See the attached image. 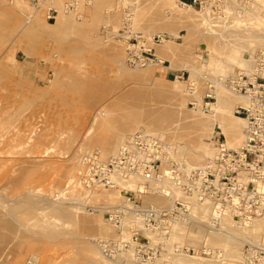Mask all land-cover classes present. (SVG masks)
<instances>
[{
  "label": "rangeland",
  "instance_id": "374dc122",
  "mask_svg": "<svg viewBox=\"0 0 264 264\" xmlns=\"http://www.w3.org/2000/svg\"><path fill=\"white\" fill-rule=\"evenodd\" d=\"M68 2L72 6L66 5ZM162 2L55 0L56 20H48L46 7L35 10L29 0H0V185H4L0 189V202L4 204L0 213L14 210L10 214L15 219L18 216L24 231L35 232L49 221L52 227L65 232L52 240L25 238L17 247L5 237L0 245L12 250L11 256L17 250H24L21 264H27L31 257H36L34 264H142L132 252L128 256L124 252L108 258L101 248V241L119 234L109 211L124 205L131 191H139L127 185L115 188L116 193L107 188L89 189L79 179L83 159L92 152L102 154L103 160L109 159L112 153L103 152L98 138L116 134L118 122L130 125L128 134L143 130L142 126L151 122L160 124L165 140L174 148L184 143L190 122L212 118L211 111L201 107L202 98L210 90L208 82L219 90L215 91L216 95L223 94L222 86L214 83L216 80L221 83L229 74L228 35L241 32L262 12L257 8L258 0L212 1L213 12L185 7V11L202 15V24H196L190 31L180 28V32L169 33L176 26L159 28L172 17L171 10ZM132 7L136 11L130 20L125 15ZM158 34H165L167 38L162 42L148 39ZM129 43L142 49L152 48V53H157L155 61L146 65L130 62ZM166 44L172 52L160 64L158 53ZM249 54L245 52L244 56L249 58ZM189 67L195 68L198 74L191 75ZM193 83L194 92L189 88ZM196 100L198 105L193 104ZM219 103L228 108V103L222 100ZM222 116L227 118L228 114ZM217 128L220 127L210 123L202 125L200 130L212 140ZM214 144L210 143L212 147ZM190 160L197 165L208 159L202 158L200 163ZM18 178L28 180L16 184ZM36 181V187L41 189L38 195L30 194L37 200L34 211L29 213L26 206L15 208L16 202L26 197L28 189L36 188ZM159 185L154 194L140 195V202L170 205L172 197L163 195ZM57 209L68 210L71 217L56 218ZM131 216L126 219L132 220ZM199 226L174 225L165 243L168 255L152 264H188L192 260L190 256L173 252L177 244L198 251L190 255L211 258L213 254L208 248L212 244L191 243L188 238ZM84 227L89 230L85 231ZM2 231L5 235L8 233L0 222ZM78 231L96 252L73 243L71 238ZM244 246L239 250L243 252ZM217 247L216 250L221 248ZM240 261L229 258L228 264H240ZM221 263L212 259L205 264ZM5 264L15 263L8 260Z\"/></svg>",
  "mask_w": 264,
  "mask_h": 264
},
{
  "label": "built area",
  "instance_id": "2783aa9c",
  "mask_svg": "<svg viewBox=\"0 0 264 264\" xmlns=\"http://www.w3.org/2000/svg\"><path fill=\"white\" fill-rule=\"evenodd\" d=\"M212 1L217 0H190V3L179 0L185 5L213 12ZM54 2L29 0L35 10L46 7L48 20H56L58 14ZM66 5L72 6L69 2ZM166 38L165 34L153 36L157 42ZM128 54L129 61L135 64L146 65L156 59L152 48L142 49L131 43ZM223 82L247 99L235 109V114L245 119V140L241 147H229L224 133L217 128L216 136H213L216 155L202 165H190L171 156L174 151L172 143L139 130L107 160H103L98 152L84 157L79 179L89 189H110L137 182L147 190L153 184L164 183L168 191L179 193L171 195L173 201L170 205L156 206L140 202L139 196H144L145 192L131 191L124 203L130 208L122 204L108 213L119 234L116 238L101 241L104 256L115 258L124 252H132L142 264H152L168 255L165 243L173 226L194 210L191 195L210 207V221L214 225L220 224L224 216H231L238 224L264 217V48L254 54L250 67L225 77ZM208 87L210 90L201 103L204 111H211L215 98V86L208 82ZM189 88L194 92L195 84ZM193 104L197 105V102ZM128 216L132 220H127ZM173 252L175 255L198 253L182 244H177ZM243 264H264V242L245 244Z\"/></svg>",
  "mask_w": 264,
  "mask_h": 264
},
{
  "label": "bare ground",
  "instance_id": "6f19581e",
  "mask_svg": "<svg viewBox=\"0 0 264 264\" xmlns=\"http://www.w3.org/2000/svg\"><path fill=\"white\" fill-rule=\"evenodd\" d=\"M162 1H163L162 2L163 5L166 6L167 9L171 10L172 17L170 20L165 22V25L160 26L159 27L160 29L161 28L165 29V28H170L172 26H176V29H174L173 32H169V33H175V32H180V30H179L180 28H185L186 30L190 31L192 28H194V26H196V24H198V23L202 24V22L200 20L202 15H198V14H195L193 12L185 11V7L192 8V6L185 5L181 2H179V0H162ZM258 1H260V4L257 8L261 9L262 12L260 14L257 13L254 16V18H252V22L247 24L241 32H238V33L230 32L231 34L228 33L229 34L228 35V73H229L228 77L239 72L241 69L250 67L252 60H253V56L258 51L257 49L264 48V0H258ZM135 11H136V8L132 7V9H130L129 12L126 13V15H125V16H127L126 18L130 19V20L133 19L134 15H135ZM78 29H79V26H78L77 30ZM162 32H163V30H162ZM148 39L150 41H153L152 38L148 37ZM166 47H163L162 49L159 50L160 52L158 54L161 57V58L159 57L160 58V61H159L160 64L163 63V61H164L163 57L166 55H169L172 52V50L168 44H166ZM245 52H249L251 54V57L246 58L244 56ZM155 55H157V53H155ZM243 65H245V67ZM188 66L189 65H187V67ZM189 70L191 71V75L198 74L197 70L193 67L192 68L189 67ZM130 75L131 74H129V76ZM222 79L224 80V78H222ZM222 82L220 83L216 80L214 83L215 85H216V83H218L217 84L218 87H220L219 84L222 86L223 94L216 95L217 92H215V91H217L218 89L213 90L214 96L216 98V102L212 103V107L214 106L213 109H211V117L212 118L209 120L202 118L204 121L194 120L193 122H190L187 126V132L184 135L186 137L185 142L179 143L177 146H175L174 151L171 153L172 157H176L177 159L185 161V162L189 163L190 165H194V164H192L190 159H193V161L200 163L202 158L210 159L216 155V153H217L216 147H212L210 145V143L214 142V140L213 139L211 140L208 136H206V133H203L204 131L202 132L200 130L201 126L204 124L214 123L215 125H218L223 130L224 135L227 137V144L229 147L239 148L243 145L244 140H245V134H244L245 119L242 116L235 114V109L238 105L245 104L247 102V99L245 96H243L240 93L233 91L230 87H228L227 84L222 83ZM220 100L228 103V108L220 106V103H219ZM196 101H197V105H198L199 101L198 100H196ZM225 114H228L227 118H224V116H222ZM208 121H209V123H207ZM116 126H117L116 127L117 128L116 134H112V135L108 134L110 136H106L104 138L103 137L98 138V142L102 146L103 152L106 151V152L112 153V155L110 157L116 155L118 153L119 149L121 148V146L123 145L122 143H124L123 142V141H125L124 139H127L128 137H130L132 135V133L128 134V131H130L129 130L130 125L128 123L118 122V124ZM161 127L162 126L160 124L158 125V124L151 122L147 126H142L141 129L164 138L165 134H164V132H162ZM151 131H154V132H151ZM0 135H2V134H0ZM5 137L6 136H4L3 138H5ZM172 138H174V137H172ZM11 141H12V139H11ZM0 142H2V141H0ZM214 150H216V152H213ZM24 153H26V151ZM212 153H213V155H212ZM101 156H102V154H101ZM178 156L184 157V159H186V160H183L182 158H179ZM197 165H202V164H197ZM35 174H36V172H35ZM32 175H34V174H32ZM6 179H8V178H6ZM23 180H25L27 182L28 179L23 178ZM23 180L18 178L16 181L15 180L14 181L16 184H20L21 182H25ZM136 184H137L136 182L129 183V184H127V186L128 187H131V186L136 187L137 191L145 192L144 196L154 194L153 192H154L156 186H158V184H153L149 188H147V190H145V187H143L142 185H139V183H138V185H136ZM159 184H160L159 185L160 192L163 193V195L165 194L166 197H170L173 194H175V195L179 194L178 191H176V190H174L173 192L168 191L166 184L165 185H164V183H159ZM36 185H37V181H36V184L34 186L36 187ZM0 186H1L0 189L4 187V185L3 186L0 185ZM7 186H9V183ZM118 187H115V188H118ZM115 188H110V191L116 193ZM40 189H41L40 187H36V188L28 189L27 192H26V190L23 191V192H26V197L18 200L15 204V208L20 209V208L26 206L27 211L29 213H32L36 207V201L37 200L35 201V199H33L30 196V194H37L38 195ZM18 190H20V189H18ZM12 194H15V193H12ZM168 194H169V196H168ZM18 195L20 196V194H18ZM23 195H24V193H23ZM171 200L173 201L172 198H171ZM190 201L194 203V210H193L192 214L187 218L179 219L178 222L175 224V226L178 225V226L182 227L187 223H192L194 225L200 224L198 230L196 232L193 231L189 235L188 238H189L191 243H194V242L206 243L207 242V243L212 244L213 245L212 248H208V249L212 252L213 255L211 258L210 257L208 258V257L200 256V255L195 256V255H190L188 253H182V256L184 254L185 256H190L192 258V260L191 259L188 260V264H205L206 261L212 260V259H216V261L222 262L221 264H228L229 258L230 259L231 258L232 259L233 258L234 259H241L240 264H243V252H242V250H239L240 247L246 243L258 244L260 242H264V217L254 219V220L247 222V223H244V224H238L237 222H235L232 219L231 216H224L221 219V221L219 222L220 226H218V225H214L210 221V207L207 204L199 203L195 195H191ZM3 205H4L3 202L2 203L0 202V208ZM123 206H127V205L124 204ZM127 207L130 208V205H128ZM8 210L10 211L11 209H8ZM18 211H20V210H18ZM11 212H14V210L10 211V213ZM128 212H131V211H128ZM10 213L9 212L8 213L7 212L6 213H4V212L0 213V222L2 223V228L3 229L5 228L8 231V233L6 235L4 234L3 231L0 233V238H1L0 242H3L4 239L9 238L12 245L17 247V246H20L24 243L25 238L30 239L32 237H34V238L35 237H37V238L41 237V239L47 238V239L52 240V239H55L56 237H58L60 235L65 234V232H64V230H62V228L52 227L53 224L49 221H46L48 225L42 224L43 227L40 228L39 230L35 231V232L34 231L32 232L29 229L27 231H24V230H22L23 225H21L20 224L21 222L17 219L18 216H16V219H15V217L13 215H11ZM54 216H56V218H58V219H66V218H70L71 214L68 212V210L57 209L54 213ZM35 218H36V216H35ZM43 223H44V221H43ZM49 223L51 224V226ZM84 230L86 231L89 229L84 227ZM80 231H82V230H80ZM80 231L77 232L78 234H74V236H72L71 240L73 241V243L77 247L85 249L86 251L96 252L93 245L82 238V236L79 234ZM26 232H28V233H26ZM25 242H26V240H25ZM215 245H219L218 247H221V248H218ZM215 247H217L218 249L216 250ZM12 252H13L12 250H8V248H6V247L4 248V245H2V246L0 245V264H5L8 260H12V263H15V264H16V262H18V264L19 263L21 264V262H23V256L25 254L24 250H17L16 253L13 256H11ZM125 254L128 256V254H130V253L128 252ZM126 258L127 257H125V260H127ZM129 258H130V256H129ZM35 259H36V257H31L29 260H27L26 263L27 264H34ZM184 260L186 261L187 259H184ZM129 261H130V259H129ZM131 264H133V263L131 262Z\"/></svg>",
  "mask_w": 264,
  "mask_h": 264
},
{
  "label": "crops",
  "instance_id": "0c3cea01",
  "mask_svg": "<svg viewBox=\"0 0 264 264\" xmlns=\"http://www.w3.org/2000/svg\"><path fill=\"white\" fill-rule=\"evenodd\" d=\"M169 71V70H168ZM172 73H174V72H172Z\"/></svg>",
  "mask_w": 264,
  "mask_h": 264
}]
</instances>
